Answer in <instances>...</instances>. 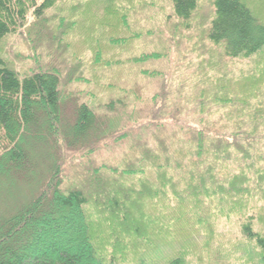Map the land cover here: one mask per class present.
Returning <instances> with one entry per match:
<instances>
[{"label":"trees","instance_id":"obj_1","mask_svg":"<svg viewBox=\"0 0 264 264\" xmlns=\"http://www.w3.org/2000/svg\"><path fill=\"white\" fill-rule=\"evenodd\" d=\"M60 1L0 0V40L25 30L32 11L40 22L32 34L35 42L55 57L56 51L45 45L48 35L55 34V24L43 17ZM170 1L175 16L184 22L198 8V0ZM213 5L207 34L212 44L222 45L230 59H250L264 50V23L243 0H213ZM59 41L61 36L53 46ZM65 57L58 69L21 76L0 56V181L24 172L33 148L41 144L51 142L55 158L49 178L31 197L10 212L0 211V264H151L145 260L146 250L139 251L154 239L148 230L159 228L147 215L145 200L161 201L169 192L182 200L211 193L218 171L226 172L228 193L249 191L247 182L255 178L262 182L264 168L257 164L264 159L259 144L264 140L261 104L230 122L224 112L211 114L209 108L194 118L190 109L203 110L207 104L181 98L170 78L163 76L145 115L126 101L137 94L126 88L95 107L80 100L83 94H93L77 86L89 81L85 70L81 76L73 70L63 77L70 61ZM68 85L72 92L64 94ZM236 97L217 89L221 106L228 102L232 107ZM67 100L73 104L72 121L63 116ZM122 111L125 118L118 119ZM226 161L239 165L222 169ZM252 218L242 224L243 232L255 240L259 264H264V236L254 230ZM56 234H67L68 240L55 239ZM47 236L54 239L46 241ZM135 251L133 262L127 257ZM165 264H183V258Z\"/></svg>","mask_w":264,"mask_h":264},{"label":"rangeland","instance_id":"obj_2","mask_svg":"<svg viewBox=\"0 0 264 264\" xmlns=\"http://www.w3.org/2000/svg\"><path fill=\"white\" fill-rule=\"evenodd\" d=\"M243 1L264 23V0ZM213 16V0H198L197 10L186 22L175 16L170 0H62L43 17L55 24V34L48 35L45 43L56 51L55 57L53 52L37 46L32 34L40 22L32 11L25 30L0 40V56L21 76L36 70L58 69V62L66 56V61H70L63 77L68 78L73 70L81 76L83 69L84 77L89 79L77 85L80 90L93 93L83 94L81 101L96 107V103L101 104L126 88L137 93L126 101L131 107L140 108L141 115L149 110V98L163 76H168L181 98L207 104L203 110L190 109L196 114L194 118L207 113L209 108L211 114L224 112L223 117L230 122L258 104L264 110V50L250 59L228 58L222 45H214L207 39ZM57 36H61V41L53 46ZM217 89L238 96L232 107L228 102L221 106L216 99ZM71 90L72 85L62 89L64 94H70ZM122 113L119 112L118 119L125 118ZM64 115L73 120L70 100L63 106ZM50 144L33 148L32 160L24 172L1 179L0 211L10 212L49 178L55 166ZM259 144L264 154V140ZM257 164L264 168V159ZM238 165L239 162L226 161L222 169L231 171ZM218 173L220 177L211 193L182 200L169 192L167 199L144 201L147 215L159 228L148 230L154 239L139 251L146 250L145 260L151 264H165L174 258H183V264H259V248L255 240L244 234L242 224L253 216L254 230L264 236V177L260 179L262 182L259 178L247 182L249 191L241 188L228 193L227 182H223L226 172ZM89 177L86 173L90 184ZM146 179L152 180L150 174ZM56 235L55 239L68 240L67 234ZM52 239L53 236L46 237V241ZM127 258L133 261L137 252H131ZM127 264L132 262L128 260Z\"/></svg>","mask_w":264,"mask_h":264}]
</instances>
